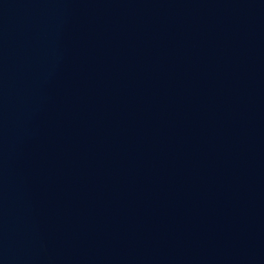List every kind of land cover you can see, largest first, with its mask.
<instances>
[{"label": "water", "instance_id": "obj_1", "mask_svg": "<svg viewBox=\"0 0 264 264\" xmlns=\"http://www.w3.org/2000/svg\"><path fill=\"white\" fill-rule=\"evenodd\" d=\"M0 264H264V0H0Z\"/></svg>", "mask_w": 264, "mask_h": 264}]
</instances>
